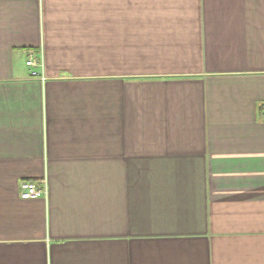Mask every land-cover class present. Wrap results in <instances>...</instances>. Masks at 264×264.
<instances>
[{
    "label": "crops",
    "instance_id": "crops-1",
    "mask_svg": "<svg viewBox=\"0 0 264 264\" xmlns=\"http://www.w3.org/2000/svg\"><path fill=\"white\" fill-rule=\"evenodd\" d=\"M0 264H264V0H0Z\"/></svg>",
    "mask_w": 264,
    "mask_h": 264
},
{
    "label": "built area",
    "instance_id": "built-area-1",
    "mask_svg": "<svg viewBox=\"0 0 264 264\" xmlns=\"http://www.w3.org/2000/svg\"><path fill=\"white\" fill-rule=\"evenodd\" d=\"M26 64L30 66H34L37 63L32 57H30L26 61ZM19 188H20L19 195L21 198H24V199L38 197V196L45 194V189L43 187H40L30 181H22L19 185Z\"/></svg>",
    "mask_w": 264,
    "mask_h": 264
}]
</instances>
